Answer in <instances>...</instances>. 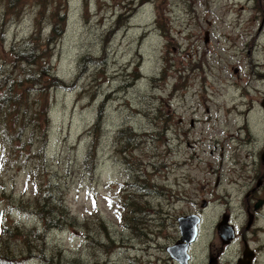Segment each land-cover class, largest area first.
Returning <instances> with one entry per match:
<instances>
[{"label": "rangeland", "instance_id": "rangeland-1", "mask_svg": "<svg viewBox=\"0 0 264 264\" xmlns=\"http://www.w3.org/2000/svg\"><path fill=\"white\" fill-rule=\"evenodd\" d=\"M31 42V68L50 58L62 85L24 84L0 132V264H160L192 211L201 243L219 245L223 213L243 229L264 149V0H0L7 85ZM47 197L63 219L44 231ZM256 230L253 245L264 206Z\"/></svg>", "mask_w": 264, "mask_h": 264}, {"label": "flooded vegetation", "instance_id": "flooded-vegetation-1", "mask_svg": "<svg viewBox=\"0 0 264 264\" xmlns=\"http://www.w3.org/2000/svg\"><path fill=\"white\" fill-rule=\"evenodd\" d=\"M258 64V63H253ZM173 92H171L172 94ZM264 98L261 101V118L263 121V129H264ZM263 138H264V132H263ZM264 150V149H263ZM262 150V151H263ZM261 154V152H260ZM257 167H252L253 170H255L252 175L248 176V179H251V181H254L255 185L254 187L250 188L245 193V204H246V213L249 211L251 212V208H253L254 203L257 200L263 201L264 206V198H261L257 196V192L264 188V159H262L259 155V160L257 161ZM243 169L247 168V164L242 166ZM262 170V172H261ZM261 178V184L257 186V181ZM207 205V201L203 200L201 203V208H205ZM254 212V218L252 223L247 226L245 223V226L240 231L235 228V232L233 231V237L228 240H222L218 234L217 231V223L215 224V227L213 229V234L217 233V238L219 241V245H217L212 239L209 243L206 242H199V226L202 222V215L199 211H192L184 213L180 216H187V215H197L199 218V223L197 224V232L196 236L193 241L189 242L187 245L186 253H187V260H185V264H257V260L261 257V248H263L264 243H260L259 240H257L258 243H255L254 245L250 243L251 239L254 237H259L256 230V223H257V215L258 212ZM229 215V214H228ZM178 216V217H180ZM247 222V221H246ZM178 226V223H177ZM246 235V236H245ZM250 236L249 239L246 237ZM181 234L178 227V235L173 238L169 243H167L164 246L165 249V256L164 257H158L157 260H160L159 263L161 264H183L179 260H176L171 256L169 253L170 247L175 246L180 242ZM184 243V242H183ZM201 246V247H200ZM198 247V250L200 249L202 251L201 257L198 259L197 255L195 254V249ZM233 254V256H231ZM162 259V260H161Z\"/></svg>", "mask_w": 264, "mask_h": 264}, {"label": "trees", "instance_id": "trees-1", "mask_svg": "<svg viewBox=\"0 0 264 264\" xmlns=\"http://www.w3.org/2000/svg\"><path fill=\"white\" fill-rule=\"evenodd\" d=\"M60 36V31L56 30V26L53 25L52 29L49 32L48 38L44 39L45 47L42 50L43 52H47V46H49L51 43L54 42V38H57ZM52 45V44H51ZM25 51L23 55L20 56V60L25 62L26 64L30 65V68L27 70V72L24 74V78H21L19 81H12V84L7 85L5 81L0 79V132L3 135V139L7 138V122L8 118H17L20 109L25 110L26 107H24L27 103V96L22 93V88L24 84H33L38 85L41 84L40 88L41 91H46L49 88H57L62 85V83L56 78L55 75H53L52 72H50V58L47 59L46 65L41 66L40 71H36L35 69L31 68L39 61V55L36 54V47L33 46V42H31V45L25 46ZM52 49V48H51ZM50 49V50H51ZM39 54L41 52L38 51ZM51 53L48 55L50 57ZM44 67V68H43ZM49 70V71H48ZM41 72V73H40ZM37 73H40L38 76ZM44 78V80L39 83L40 78ZM43 93V92H42ZM46 100V98H45ZM24 107V108H22ZM33 114V115H32ZM37 113H31L29 115V119L31 117H35ZM43 114L44 112H41V121L44 124L43 120ZM100 114V111H99ZM31 124H35L34 121H30ZM97 123L99 124V119H97ZM121 132L124 131V128L120 130ZM9 146V145H8ZM95 146V145H94ZM10 147V146H9ZM91 156V152L89 153ZM47 196V195H46ZM52 200H48V197L44 199L45 204H43L40 208L41 210V218L45 220V223L49 222L50 224L44 225V231H47L48 229H51L55 226H57V223H60L63 219L62 216H54V215H48L44 214L43 210L48 209L47 207ZM58 203V201H55ZM55 205H52L50 207H54ZM51 218L48 220V218ZM36 233L33 232V235ZM4 259H1L0 261H3Z\"/></svg>", "mask_w": 264, "mask_h": 264}, {"label": "water", "instance_id": "water-1", "mask_svg": "<svg viewBox=\"0 0 264 264\" xmlns=\"http://www.w3.org/2000/svg\"><path fill=\"white\" fill-rule=\"evenodd\" d=\"M207 41V38L206 40ZM264 106V104H263ZM260 157L264 159V150L261 152ZM261 184V179L257 181V186ZM263 204L262 200H257L253 205V211L258 210ZM254 218V214L252 212L247 213V222L246 225L249 226ZM229 215L224 213L221 216V220L217 223V231L222 240H228L233 237L234 227L233 224L228 222ZM178 227L180 230L181 238L180 242L173 247H170L169 253L173 258L179 260L181 263L185 264V260H187V245L189 242L193 241L196 232H197V224L199 223V218L197 215H187L180 216L177 218ZM184 242V243H183Z\"/></svg>", "mask_w": 264, "mask_h": 264}, {"label": "snow or ice", "instance_id": "snow-or-ice-1", "mask_svg": "<svg viewBox=\"0 0 264 264\" xmlns=\"http://www.w3.org/2000/svg\"><path fill=\"white\" fill-rule=\"evenodd\" d=\"M93 206H95V201L93 202Z\"/></svg>", "mask_w": 264, "mask_h": 264}, {"label": "bare ground", "instance_id": "bare-ground-1", "mask_svg": "<svg viewBox=\"0 0 264 264\" xmlns=\"http://www.w3.org/2000/svg\"><path fill=\"white\" fill-rule=\"evenodd\" d=\"M261 179V178H260Z\"/></svg>", "mask_w": 264, "mask_h": 264}]
</instances>
